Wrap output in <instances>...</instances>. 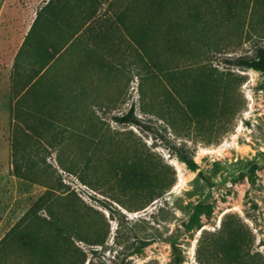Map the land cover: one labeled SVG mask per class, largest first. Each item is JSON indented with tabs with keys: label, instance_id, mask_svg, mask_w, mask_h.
<instances>
[{
	"label": "rangeland",
	"instance_id": "obj_1",
	"mask_svg": "<svg viewBox=\"0 0 264 264\" xmlns=\"http://www.w3.org/2000/svg\"><path fill=\"white\" fill-rule=\"evenodd\" d=\"M172 244L264 264V0H0V264Z\"/></svg>",
	"mask_w": 264,
	"mask_h": 264
},
{
	"label": "trees",
	"instance_id": "obj_2",
	"mask_svg": "<svg viewBox=\"0 0 264 264\" xmlns=\"http://www.w3.org/2000/svg\"><path fill=\"white\" fill-rule=\"evenodd\" d=\"M16 67H17V65H16ZM114 120L118 123H134V124L140 123L139 118L134 114L133 106H131L127 112L120 114V115H117V116H114ZM17 143H18L17 139L13 135L11 137V152H12L13 172L16 175L26 177V176H28V174H27L28 173V167H26V164H25L26 171H23L22 164H19L18 162H16V160L14 158V153H15V149L17 147ZM178 155H179L180 159L183 162H185L186 165L190 169H192V170L197 169V165H196L195 161L193 160V158L188 157L186 154H184L182 152H179ZM181 262H182L181 250L179 249V247L177 245L172 244V259L170 261V264H181Z\"/></svg>",
	"mask_w": 264,
	"mask_h": 264
}]
</instances>
